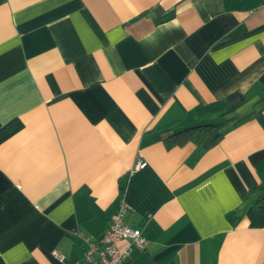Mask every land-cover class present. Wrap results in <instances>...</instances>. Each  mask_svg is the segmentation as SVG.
I'll list each match as a JSON object with an SVG mask.
<instances>
[{"label": "crops", "instance_id": "1", "mask_svg": "<svg viewBox=\"0 0 264 264\" xmlns=\"http://www.w3.org/2000/svg\"><path fill=\"white\" fill-rule=\"evenodd\" d=\"M262 188L264 0H0V264H84L122 200L128 264H264Z\"/></svg>", "mask_w": 264, "mask_h": 264}, {"label": "built area", "instance_id": "2", "mask_svg": "<svg viewBox=\"0 0 264 264\" xmlns=\"http://www.w3.org/2000/svg\"><path fill=\"white\" fill-rule=\"evenodd\" d=\"M145 165V162L140 159L134 172ZM128 211L129 206L122 200L118 212L112 216L109 227L104 233L95 236L76 231L77 237L85 247L84 264H128L136 248L141 250L145 248L146 243L141 231L124 224ZM122 241H127L128 244L124 249H119L118 245ZM63 258L62 255L58 256L59 260Z\"/></svg>", "mask_w": 264, "mask_h": 264}, {"label": "trees", "instance_id": "3", "mask_svg": "<svg viewBox=\"0 0 264 264\" xmlns=\"http://www.w3.org/2000/svg\"><path fill=\"white\" fill-rule=\"evenodd\" d=\"M225 124V119L221 124H203L190 128H185L180 131L168 130L163 133V141L167 148L174 146H182L186 143H193L204 149L211 148L217 145L223 138L222 129ZM259 200H264V189H261Z\"/></svg>", "mask_w": 264, "mask_h": 264}]
</instances>
